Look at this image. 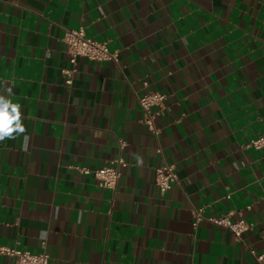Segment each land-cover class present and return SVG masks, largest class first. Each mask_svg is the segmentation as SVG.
<instances>
[{"label": "crops", "instance_id": "obj_1", "mask_svg": "<svg viewBox=\"0 0 264 264\" xmlns=\"http://www.w3.org/2000/svg\"><path fill=\"white\" fill-rule=\"evenodd\" d=\"M80 26L115 61L78 58L67 86L64 32ZM146 92L165 96L156 136ZM0 98L25 128L0 141V247L47 264H258L264 150L244 145L264 133V0H0ZM117 159L100 188L93 171ZM164 164L177 181L160 193ZM225 215L247 225L240 241L207 220Z\"/></svg>", "mask_w": 264, "mask_h": 264}, {"label": "built area", "instance_id": "obj_2", "mask_svg": "<svg viewBox=\"0 0 264 264\" xmlns=\"http://www.w3.org/2000/svg\"><path fill=\"white\" fill-rule=\"evenodd\" d=\"M64 43L69 55L71 67L61 71L64 77V83L69 86L72 83V76L76 71V63L78 58H85L90 61L106 62L115 61V53H111L105 43L95 41L93 38L85 35L82 26L76 29H67L64 32ZM165 96L156 92H146L139 99L138 103L142 112V123L147 130L153 135H158L159 131L155 126V119L158 116L156 108H160ZM124 142L120 141V147ZM247 149L264 150V133L258 135L254 139L248 141L245 145ZM124 166L122 159L114 160L109 166H103L93 171V176L97 181V185L102 189L114 190L121 176V168ZM84 174L89 173L88 170H81ZM177 181L174 168L170 164H164L155 171V185L160 193L169 190ZM194 225L202 220L203 209L193 211ZM209 222L224 227L229 230L236 241L241 240L242 233L248 228L243 221L231 222L228 215L218 218H208ZM252 253V252H251ZM0 255H4L12 259L13 264H47L48 255L44 252L33 254L28 251L17 250L12 247H0ZM258 264H264V253L254 257Z\"/></svg>", "mask_w": 264, "mask_h": 264}, {"label": "clouds", "instance_id": "obj_3", "mask_svg": "<svg viewBox=\"0 0 264 264\" xmlns=\"http://www.w3.org/2000/svg\"><path fill=\"white\" fill-rule=\"evenodd\" d=\"M11 93V89H7ZM20 106L19 104H11L10 102L3 101L0 98V141L5 138L15 139L13 133H24L25 128L21 124ZM29 140L28 136H24L25 146ZM46 234L41 233L43 238Z\"/></svg>", "mask_w": 264, "mask_h": 264}]
</instances>
